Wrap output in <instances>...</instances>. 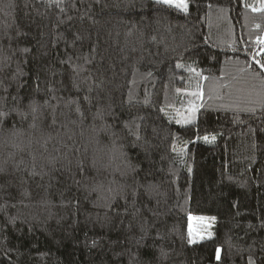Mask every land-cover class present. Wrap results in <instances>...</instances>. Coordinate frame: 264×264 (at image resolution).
Segmentation results:
<instances>
[{"label": "trees", "instance_id": "16d2710c", "mask_svg": "<svg viewBox=\"0 0 264 264\" xmlns=\"http://www.w3.org/2000/svg\"><path fill=\"white\" fill-rule=\"evenodd\" d=\"M189 3L0 0V264H264L261 0Z\"/></svg>", "mask_w": 264, "mask_h": 264}, {"label": "snow or ice", "instance_id": "6c2138e0", "mask_svg": "<svg viewBox=\"0 0 264 264\" xmlns=\"http://www.w3.org/2000/svg\"><path fill=\"white\" fill-rule=\"evenodd\" d=\"M154 4L160 5L162 7L168 8V9H175L179 12L188 14L190 3L189 0H153ZM253 11H264V0H261V7L259 9L253 8ZM262 45H264V39H260L259 41ZM255 63L259 65L261 69V75H264V62L261 60H256L255 57H253ZM177 67H181V65H177ZM148 75H151L149 72ZM199 85L197 86V91H194L191 93L194 97H200L202 96V93L199 91ZM264 106V105H262ZM199 105L196 104H190V111L192 112V117H184L181 116L180 119H178L177 123L187 124L193 122L195 118V113L198 109ZM255 109H248V111H254ZM37 111L36 107L32 108V112L35 113ZM7 113H0V117H6ZM205 141L208 140V137H204ZM212 140H215V137H212ZM0 171H3V169H0ZM190 171V170H189ZM208 218L203 216H193L191 214L188 215V226H187V236H188V243L193 244L198 242L197 238L200 240L204 239V236L201 235V225L202 223ZM212 220H215V217L211 218ZM208 237H211V233H208ZM216 259L220 260V250L217 249V255Z\"/></svg>", "mask_w": 264, "mask_h": 264}, {"label": "rangeland", "instance_id": "374dc122", "mask_svg": "<svg viewBox=\"0 0 264 264\" xmlns=\"http://www.w3.org/2000/svg\"><path fill=\"white\" fill-rule=\"evenodd\" d=\"M212 225V221L210 220H205L202 225H201V235L205 237L208 236V233L210 232V227ZM199 239V238H197Z\"/></svg>", "mask_w": 264, "mask_h": 264}]
</instances>
